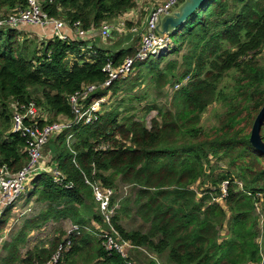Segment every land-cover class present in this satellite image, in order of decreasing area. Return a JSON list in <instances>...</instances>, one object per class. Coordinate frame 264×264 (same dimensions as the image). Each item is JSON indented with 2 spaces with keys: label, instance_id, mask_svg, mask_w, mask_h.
Wrapping results in <instances>:
<instances>
[{
  "label": "trees",
  "instance_id": "trees-1",
  "mask_svg": "<svg viewBox=\"0 0 264 264\" xmlns=\"http://www.w3.org/2000/svg\"><path fill=\"white\" fill-rule=\"evenodd\" d=\"M136 1L45 0L43 11L50 17L70 26L79 22L81 29L90 32L87 58L81 49L88 41L50 37L40 40V49L31 52L21 41L22 31L0 29V167L16 173L27 162L25 140L11 130L13 112H8V103L33 102L51 114L49 123L58 116L71 119L68 97L84 86L102 85L107 60L116 66L137 52L138 39L113 49L93 44L101 25L134 9ZM23 5V0H0V9L8 11ZM169 38L172 47L167 54L178 56L184 50L180 62L171 60L159 68L165 55L152 60L150 56L135 63L133 72L138 68L139 76L144 72L167 92L179 85L170 101L172 108L146 107L145 112L157 110L156 118L146 126L134 115L121 117L118 107H109L92 124L74 127L70 145L62 133L51 139L46 145L52 154L49 163L62 173L63 180L58 185L48 174L33 176L24 195L28 193L27 200L35 197L45 209L36 219L25 221L19 234L1 246L6 255L0 257V264H43L67 240L70 246L59 264H138L142 253L154 258L148 264H159L163 256L168 264L263 262L264 241L257 243V220L264 215V155L250 145L249 136L264 105V59H258L264 53V0H206ZM227 76L231 84L220 87ZM124 80L98 88L87 103L115 96ZM30 88L40 91L39 98ZM218 102L223 103L224 115L218 126L205 131L200 126L202 115ZM260 136L264 142V122ZM215 161L225 162L229 169L212 178ZM204 177L212 188L198 197L191 187ZM85 179L115 190L118 183L134 187L133 200L120 203L111 224L119 238L133 246L126 259L103 248L100 233L92 225H101L102 218ZM223 181H228L226 210L211 201V195H219L216 186ZM237 183L242 184V191ZM130 206L145 229L129 231L117 223L119 213L127 214ZM11 209L2 213L0 233ZM63 220H69L77 231H60L49 246H38L19 257L29 232L41 230L45 222Z\"/></svg>",
  "mask_w": 264,
  "mask_h": 264
},
{
  "label": "built area",
  "instance_id": "built-area-1",
  "mask_svg": "<svg viewBox=\"0 0 264 264\" xmlns=\"http://www.w3.org/2000/svg\"><path fill=\"white\" fill-rule=\"evenodd\" d=\"M23 1V6H17L12 11H8L9 13L7 15L0 16V29L19 30L21 26L28 25L41 29L49 28L51 31V39H58L63 42L90 41L91 38L88 37L90 32L81 29L79 22H75L70 26L64 20L50 17L43 11L45 0ZM49 1L51 2L52 0ZM147 2L148 4L151 3L150 0H147ZM179 3L180 0H156L153 6L143 10V29L140 32L134 27L128 30L130 33H134L138 36L140 48L133 57L125 58L119 65L115 66L112 61L107 60L102 68L107 78L102 85L91 84L84 86L79 92L68 97V105L72 113L71 119L58 116L55 121L49 123V119L44 116L46 115L45 112L41 109L39 110L33 102L21 106H18L16 103L14 104V111L11 117V130L13 132H18L20 137L25 140L27 162L25 166L16 173H9L5 166L0 167V218L4 209L13 207L25 194L27 184L33 176L39 173H45L50 175L55 183L58 185L61 184L63 180L62 173H60L55 166H52L50 163L47 164L43 160L44 147L51 139L57 137L64 130H72L77 126L92 124L98 119L99 115H102L103 112L101 107L107 103V99L110 97L109 95L87 103L89 96L94 94L98 88H108L114 81L125 78L131 74L135 63L143 62L150 56H157L171 46L169 35H163L162 37L158 36L155 25L160 18L170 14ZM126 17H132V13L126 14ZM126 17L117 23V32L119 35L121 33L120 29L124 30L126 28L124 26V20H127ZM107 23L108 22L103 23L98 30L97 37L103 41L109 36L111 30H113L112 27L106 25ZM90 45L89 42L81 49L86 58L91 55V53H88L91 50ZM92 54L94 55L93 52ZM70 57L72 58V56ZM178 87L179 85L175 86L176 89ZM25 121L29 124L25 125ZM41 122H44V124L40 126ZM69 136L71 138L73 137V135ZM84 183L89 187L92 193L96 205L95 211L102 218L101 225H103L104 230L102 226L97 223L94 225L92 223V225L100 233L99 236L103 240V248L108 252L118 253L122 258L126 259L128 257L127 251L132 249L133 246L129 242L121 240L111 225L112 219L118 209V205L112 203L116 195L115 189L106 188L102 186L100 182H92L88 179H85ZM227 186L228 181H223L218 184L216 187L219 195H211V201L218 205L224 202ZM237 187L239 191L243 190L241 183H237ZM197 195L198 197L202 196L200 192H197ZM257 197L260 198L259 195H257ZM259 207L260 203H255V208L259 209ZM72 231H77V227L71 225L66 232L69 234ZM1 242L2 241H0V243ZM69 246L70 242L67 240L65 245H60L57 252L43 264H59L62 254L68 251ZM126 264L134 263L128 261Z\"/></svg>",
  "mask_w": 264,
  "mask_h": 264
},
{
  "label": "rangeland",
  "instance_id": "rangeland-1",
  "mask_svg": "<svg viewBox=\"0 0 264 264\" xmlns=\"http://www.w3.org/2000/svg\"><path fill=\"white\" fill-rule=\"evenodd\" d=\"M151 3L148 4L147 0H137L136 1V7L128 11L127 13H123L122 16L119 18L112 19L110 21H107L108 23L106 25L112 27L113 30L109 33V36L106 37L105 41L96 39V45L98 44L100 47H106V48H114L117 46L125 45V43H135L139 38L136 34L130 33L128 30L129 28H136L138 32H140L143 29V18H144V9L148 8L150 6H153L156 0H150ZM181 2V0H180ZM8 8L3 7L0 9V16L1 15H7ZM132 17H126V14H131ZM125 14V15H124ZM126 17L127 20L125 21V29H120L121 33L120 35L117 32L118 24L123 18ZM40 29V30H39ZM46 32H48V28ZM44 29H41L39 27H33V26H21L19 28L20 31H22V40L25 41L27 48L29 51L33 52L34 50L37 52V50L40 49V40H44L50 37L51 34H46V36H36L38 32H44ZM125 31V32H123ZM45 32V33H46ZM99 42V43H98ZM140 42V41H139ZM115 45V46H114ZM171 46L168 47V49L164 52H161L159 55H165L164 59L160 63V67H163L168 61H177L180 62V57L184 53V50L180 52V55L174 56L167 54L171 49ZM137 48H140V44L137 45ZM264 53L259 56V60L263 62L264 59ZM40 55V54H39ZM152 56V59L158 58V56ZM69 61L72 60V58H68ZM138 68L131 74L128 75V77L124 78L121 86V90L115 95L110 96L107 99V103L101 107L102 112L107 110L109 111L113 107H118V110L121 111V117L122 116H128V115H134L135 120L143 122L146 126L150 125V121L157 116V110H151L150 112H145L146 107H150L153 104L157 108H161L163 110H166L168 108H172L170 101L173 96L174 91L176 88H171L169 92L166 91L165 87L158 88V85L151 81L150 77H147L144 75V72L140 73V76L138 74ZM231 73V72H230ZM138 77V78H137ZM137 78V80H136ZM185 83V82H183ZM231 84V78L230 76H227L223 79L220 87H227ZM132 88V90H129L128 88ZM36 89V88H35ZM30 92L34 93V97L39 98L40 91H35L34 89L30 88ZM31 98V99H34ZM133 97V99H132ZM131 99V100H130ZM34 101V100H32ZM106 107V108H105ZM126 108H129L130 111L127 113L125 110ZM42 108H39V110ZM1 111V110H0ZM14 111V104L8 103V112L11 114ZM42 111L46 112L45 109ZM224 107L222 102L213 103L210 106L207 107L205 112L202 115L200 126L203 128V130L208 131L214 129L216 126H218L219 122L222 119V116L224 115ZM50 114V113H49ZM51 115V114H50ZM3 121L0 119V126L2 125ZM11 126V123H10ZM65 135V141L68 145L71 144L73 137L71 138L69 135H73V132L71 130H64L61 132ZM56 138V137H54ZM50 156H52L49 145L45 147L43 151V160L45 163L49 164ZM210 165H214V162H211ZM215 169L212 175V178L217 177L218 174L222 172L228 171V166L223 161H215L214 165ZM205 175H208V167L205 169ZM28 185V184H27ZM27 188V187H26ZM212 188L210 182H206V177L201 180V183L197 182L192 186V190L197 192H204L207 189ZM27 191V189H26ZM116 195L114 196V203H116L119 207L120 203H122L127 199L133 200V195L135 193L134 187L118 183L116 184ZM214 195V194H213ZM27 195L24 196L21 200L19 199L14 206L12 207L9 215V221L6 224L3 232L0 233V257H5L6 251H1V246L5 243L10 242V240L14 237H16L19 234L20 229L22 228L23 224L27 220H34L36 219L40 211L45 209V204L38 203L35 201V197L31 198L30 200H27ZM94 201V200H93ZM224 210H226L224 202L219 204ZM92 206V210H93ZM127 214L119 213V220H117V223L120 224L122 227H124L126 230H140L145 229L146 226L142 224L141 220L134 215V207L130 206ZM260 209V207H259ZM259 209H255L256 215H258L257 211ZM259 216V215H258ZM95 223L93 222V225ZM71 224L69 220H63L59 222L54 221H48L42 224L41 230H36L37 234L32 237V234L29 232L25 242L23 245H21L19 249V257H22L28 250L34 249L38 246L39 248L49 246V243L52 241V239L55 237L54 235H58L60 231H67L70 228ZM140 228V229H139ZM257 231H259V236L257 243L262 244L264 241V215L259 216V220H257ZM64 233V232H63ZM29 234H31L29 236ZM29 236V237H28ZM264 257V252L262 253ZM154 258L150 257L148 254L142 253V255H138L137 262L138 264H148L149 261H153ZM159 264H168V261L163 256L160 259L157 260ZM264 264V260L262 263Z\"/></svg>",
  "mask_w": 264,
  "mask_h": 264
},
{
  "label": "water",
  "instance_id": "water-1",
  "mask_svg": "<svg viewBox=\"0 0 264 264\" xmlns=\"http://www.w3.org/2000/svg\"><path fill=\"white\" fill-rule=\"evenodd\" d=\"M206 0H181V2L166 16L160 18L155 25L158 36L172 34L181 27L197 10L205 3ZM151 12V11H150ZM264 122V105L256 115L249 136L250 145L259 153L264 155V142L260 136V130Z\"/></svg>",
  "mask_w": 264,
  "mask_h": 264
},
{
  "label": "crops",
  "instance_id": "crops-1",
  "mask_svg": "<svg viewBox=\"0 0 264 264\" xmlns=\"http://www.w3.org/2000/svg\"><path fill=\"white\" fill-rule=\"evenodd\" d=\"M49 29V28H48ZM40 30V29H39ZM46 30L47 29H44V32L42 33L41 31L40 32H38V34H36V36H46V34L48 35V34H51V31H50V29L48 30V32H46ZM46 32V33H45ZM50 38V37H49ZM49 38H47V39H49ZM43 40V39H42ZM45 40V39H44ZM96 42V40L93 42V44ZM99 43V42H98ZM126 44V43H125ZM115 46V45H114ZM121 46H124V44L123 45H121ZM116 48V47H115ZM109 49H112V48H109ZM45 114L46 115H44L45 117H47L48 119H50L51 118V115L49 114V113H47V112H45ZM27 195V194H26ZM25 196V195H24ZM24 196H22L21 198H20V200L22 199V198H24ZM13 209V208H12ZM31 234H32V237H34L36 234H37V232H30ZM31 234H29V236L31 235ZM35 234V235H34ZM28 236V237H29Z\"/></svg>",
  "mask_w": 264,
  "mask_h": 264
}]
</instances>
